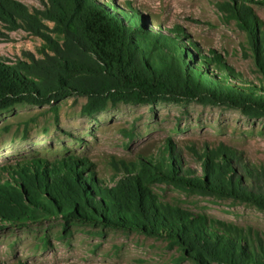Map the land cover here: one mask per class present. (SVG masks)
I'll return each instance as SVG.
<instances>
[{
    "label": "trees",
    "instance_id": "obj_1",
    "mask_svg": "<svg viewBox=\"0 0 264 264\" xmlns=\"http://www.w3.org/2000/svg\"><path fill=\"white\" fill-rule=\"evenodd\" d=\"M233 1L223 8L248 33L262 73L260 87L243 80L221 58L202 54L180 28L156 31L136 13L98 9L91 0H47L39 11L20 1L0 0V18L29 24L53 52L12 64L0 60V109L78 94L87 97L82 110L89 115L121 102L199 100L264 117V28L246 3L249 0ZM257 2L264 5V0ZM44 20L54 23L52 31L61 39L42 31V26L47 28ZM164 153L127 166V174L113 185L100 182L92 171L85 173L72 159L14 167L0 181V217L14 224L75 219L138 231L168 239L195 264H264L261 236L168 204L152 187L169 183L206 195L240 198L264 210V188L257 193L244 185L232 164L238 158L235 151L221 146L199 154L204 175L183 169L172 145ZM243 168L254 183V169Z\"/></svg>",
    "mask_w": 264,
    "mask_h": 264
},
{
    "label": "rangeland",
    "instance_id": "obj_2",
    "mask_svg": "<svg viewBox=\"0 0 264 264\" xmlns=\"http://www.w3.org/2000/svg\"><path fill=\"white\" fill-rule=\"evenodd\" d=\"M31 11L45 9L47 0H16ZM98 9L136 13L146 25L169 33L180 28L183 36L205 55L221 58L243 80L262 85V73L246 29L230 12L233 0H91ZM264 28V5L246 2ZM42 31L61 39L54 23L42 21ZM45 39L29 24L0 18V60L12 64L29 55L44 57ZM217 72L214 67H211ZM236 83V82H233ZM87 97L73 94L44 104L20 103L0 109V181L13 168L62 159L113 185L127 174V166L158 159L173 146L183 164L204 175L199 154L226 146L238 158L232 161L249 190L264 188V117H251L226 104L165 101L154 104H110L89 115ZM254 169V183L243 167ZM159 198L172 205L206 214L209 219L261 236L264 210L234 197L206 195L158 182ZM0 264H195L166 238L142 232L103 228L73 219L43 220L28 224L3 222L0 217Z\"/></svg>",
    "mask_w": 264,
    "mask_h": 264
}]
</instances>
